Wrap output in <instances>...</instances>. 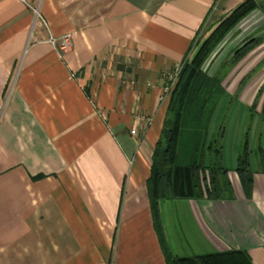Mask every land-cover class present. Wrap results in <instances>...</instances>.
Masks as SVG:
<instances>
[{
    "label": "crops",
    "instance_id": "obj_1",
    "mask_svg": "<svg viewBox=\"0 0 264 264\" xmlns=\"http://www.w3.org/2000/svg\"><path fill=\"white\" fill-rule=\"evenodd\" d=\"M244 1L0 0V264H168L147 186L166 73ZM261 22L250 39L262 41L226 76L207 132L211 142L226 104L232 198L159 201L175 257L238 251L264 264ZM65 33L72 48L60 54L48 39ZM245 140L248 196L236 172Z\"/></svg>",
    "mask_w": 264,
    "mask_h": 264
},
{
    "label": "trees",
    "instance_id": "obj_2",
    "mask_svg": "<svg viewBox=\"0 0 264 264\" xmlns=\"http://www.w3.org/2000/svg\"><path fill=\"white\" fill-rule=\"evenodd\" d=\"M254 7L255 1L245 0L206 37L197 41V50L181 64L178 79L169 94L163 128L155 145L151 173L147 179L155 229L168 264H249L246 255L238 251L192 257L173 256L164 240L159 201L168 195L214 199L233 196L227 170L222 164L223 121L211 142L207 141V132L215 108L225 93L223 81L231 68L262 39H249L234 51L230 59L220 61L214 71H208V66L225 36ZM246 78L240 81L239 88ZM207 150L213 152V162L209 165L204 163ZM236 172L245 195H250L253 174L249 168L246 140L237 157Z\"/></svg>",
    "mask_w": 264,
    "mask_h": 264
},
{
    "label": "rangeland",
    "instance_id": "obj_3",
    "mask_svg": "<svg viewBox=\"0 0 264 264\" xmlns=\"http://www.w3.org/2000/svg\"><path fill=\"white\" fill-rule=\"evenodd\" d=\"M260 6L261 7L257 6V4H256V7H254L248 14H246L245 17H243L237 23V25H235L229 31V33L225 36L224 40L221 42V44L218 46V48L212 54L214 57L212 56L213 58H212L211 62L209 63L208 71L209 70L211 72L214 71V69L217 67V65L220 63V61H222L223 59L226 60L228 58V56H227L228 54L229 55H230V53L233 54L234 51L236 50V48L241 47L245 42H247L251 37L254 36L251 33L255 32V28L257 26L262 25L261 20L264 23V13H262V11H261L264 9V2H262L260 4ZM262 6H263V9H262ZM239 41H240V43L238 44V46H234L235 45L234 43H237ZM220 106L221 107L223 106V102L221 103ZM226 106L227 105L225 104L222 107V110H221L222 113H221L219 121H218V127L220 126L222 121H223V125L225 126V116L228 113V111L226 112ZM224 113H225V116H224ZM222 115L224 116L223 118H222ZM217 130H218V128H217ZM228 145H229V139L226 140V147H228Z\"/></svg>",
    "mask_w": 264,
    "mask_h": 264
},
{
    "label": "built area",
    "instance_id": "obj_4",
    "mask_svg": "<svg viewBox=\"0 0 264 264\" xmlns=\"http://www.w3.org/2000/svg\"><path fill=\"white\" fill-rule=\"evenodd\" d=\"M25 1V0H23ZM48 42L53 46L57 52L60 54L62 53H67L71 50L72 48V37L70 33H65L61 35L60 37H49ZM181 70V65H177L171 72L166 73V85L163 87L162 90V97L165 98L167 97L172 88L174 87L177 79L179 72ZM136 131L135 129L131 130V134H135Z\"/></svg>",
    "mask_w": 264,
    "mask_h": 264
}]
</instances>
